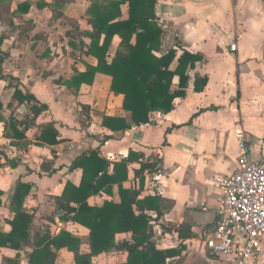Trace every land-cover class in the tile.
<instances>
[{"label":"crops","instance_id":"crops-1","mask_svg":"<svg viewBox=\"0 0 264 264\" xmlns=\"http://www.w3.org/2000/svg\"><path fill=\"white\" fill-rule=\"evenodd\" d=\"M112 1L118 0H0V37L4 38L0 70L6 78L0 80V121L21 120L29 113L13 99L15 86L48 107L26 130L25 141L14 146L4 138L0 122V210H4L0 230L10 231L11 193L17 183L30 187L23 208L33 218L28 247L0 249V264H28L35 235L55 237L64 229L82 240L81 252H88V231L61 221L54 198L61 195L66 182L79 184L81 171L69 169L73 160L97 148L111 162L127 157L129 151L143 154L146 160L160 154L161 182L150 189L144 171L147 182L138 198L158 200L160 217L152 226L156 248L183 246L181 254L166 264H229L204 249L203 239L211 226L197 224L201 219L195 220L192 214L216 215L214 223L218 220L219 181L236 168L239 133L247 136L252 159L264 157L263 0H153L155 22L162 32L160 54L173 48L178 56L184 50L202 58L187 71L186 96L174 100L170 113L154 114L151 123L114 134L101 126V119L122 116L128 120L122 95L110 91V77L100 72L93 74L91 83L79 81L97 66V59L88 53L90 22ZM119 11V20H127L129 4L122 3ZM103 40L101 35L99 47ZM119 42L113 37L108 63ZM175 67L176 61L170 69ZM196 77H207L200 93L194 91ZM47 123L59 133L61 141L56 145L37 141ZM139 169V163L128 166L125 186L140 188V179L134 176ZM106 199L119 202L117 187L111 198L91 197L88 204ZM181 224L189 226L192 234L185 241L176 231ZM122 240L130 241V234L116 235V242ZM126 257V253L110 251L94 257L92 264H123ZM54 264L74 261L62 249Z\"/></svg>","mask_w":264,"mask_h":264},{"label":"trees","instance_id":"trees-1","mask_svg":"<svg viewBox=\"0 0 264 264\" xmlns=\"http://www.w3.org/2000/svg\"><path fill=\"white\" fill-rule=\"evenodd\" d=\"M125 2L129 4L128 19L119 20V6ZM153 5V0L112 1L108 3L106 11L95 14L90 22L93 33L88 53L97 59V66L79 81L91 83L93 74L100 72L110 77V91L114 95H122V108L128 113V120L122 116H103L101 119V126L113 134L145 126L151 123L154 114L170 113L174 100L186 96L189 80L187 71L194 69L202 58L197 53L184 50L178 56L173 48L160 54L162 32L155 22ZM101 35L104 40L99 47ZM115 36L120 42L113 59L108 63L106 54ZM3 40L0 37V48ZM174 61L176 67L171 70L170 65ZM2 63L0 49V66ZM5 79L0 70V80ZM174 79L177 80L176 87L173 86ZM206 84L207 77H196L194 91L202 92ZM13 99L29 111L21 120L10 117L0 121L4 125V138L14 146L17 142L25 141L26 130L34 126L36 119L47 112L48 107L39 103L32 94L21 92L17 86L14 87ZM37 141L48 146L58 144L61 140L54 124L43 125ZM132 163L140 164V169L134 172V176L140 179L138 190L124 185L128 180V166ZM159 168V160H146L143 154L134 151H129L127 157L118 162H111L101 156L99 148L76 157L69 169L81 171L79 184L75 186L66 182L61 195L54 198V204L61 221L77 224L88 231V252H81L82 240L65 229L55 237L37 234L33 239L34 249L28 255V264H54L57 252L62 249L72 255L74 264H92L94 257L110 251L126 253V262L123 264H166L168 260L179 256L183 246L167 250L156 248L152 226L160 217L157 198H138L147 182L146 179L144 182V171L152 174L158 172ZM113 187H117L118 203L106 199L94 206L88 204L91 197L106 195L111 198ZM29 192L28 185H15L10 207L13 216L7 222L10 231L4 233L0 230V249L21 251L30 244L33 218L23 208ZM165 230L169 231L168 228ZM176 231L182 241L192 237L190 227L186 224L179 225ZM119 234H130V241L116 242L115 237Z\"/></svg>","mask_w":264,"mask_h":264},{"label":"built area","instance_id":"built-area-1","mask_svg":"<svg viewBox=\"0 0 264 264\" xmlns=\"http://www.w3.org/2000/svg\"><path fill=\"white\" fill-rule=\"evenodd\" d=\"M237 147L236 168L219 181V218L204 236L203 247L229 264H264V157H250L242 132ZM160 157L157 154L152 161ZM145 175L150 189L161 182L158 172Z\"/></svg>","mask_w":264,"mask_h":264},{"label":"water","instance_id":"water-1","mask_svg":"<svg viewBox=\"0 0 264 264\" xmlns=\"http://www.w3.org/2000/svg\"><path fill=\"white\" fill-rule=\"evenodd\" d=\"M213 215V214H212ZM192 217L196 219H201V221L197 220V224L203 225V226H212L214 223V220L216 219V215L214 216H207V214H200V213H193ZM212 218V220H211Z\"/></svg>","mask_w":264,"mask_h":264},{"label":"rangeland","instance_id":"rangeland-1","mask_svg":"<svg viewBox=\"0 0 264 264\" xmlns=\"http://www.w3.org/2000/svg\"><path fill=\"white\" fill-rule=\"evenodd\" d=\"M1 213H4V210H0V214H1Z\"/></svg>","mask_w":264,"mask_h":264}]
</instances>
